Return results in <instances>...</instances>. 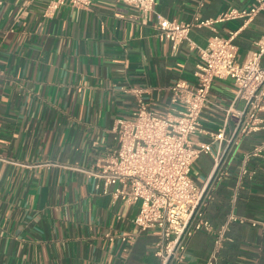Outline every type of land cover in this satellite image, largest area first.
Wrapping results in <instances>:
<instances>
[{
    "label": "crops",
    "instance_id": "1",
    "mask_svg": "<svg viewBox=\"0 0 264 264\" xmlns=\"http://www.w3.org/2000/svg\"><path fill=\"white\" fill-rule=\"evenodd\" d=\"M49 1L0 0V264H160L157 231L121 242L119 235L136 232V206L99 193L86 170L114 143L116 119L136 108L126 89H143L149 108L164 112L170 85L193 81L199 55L189 42L205 47L212 34L237 31L242 61L264 34V10L247 22L193 26L189 40L173 51L155 29L154 13L143 22L117 0H91L88 8L66 0L46 16ZM255 1L155 0L153 8L167 19L193 22ZM234 92L230 79L213 82L201 114L203 132L193 142L211 141ZM258 116L259 129L227 154L226 174L210 188L206 217L213 230L230 212L247 220L229 224L218 264H264V232L248 221L264 219V159L251 158L247 174L239 176L244 153L264 140V110ZM237 119L230 113L226 135ZM212 172L211 156L200 154L190 176L202 187ZM213 240V231L195 232L179 264L205 260Z\"/></svg>",
    "mask_w": 264,
    "mask_h": 264
},
{
    "label": "built area",
    "instance_id": "2",
    "mask_svg": "<svg viewBox=\"0 0 264 264\" xmlns=\"http://www.w3.org/2000/svg\"><path fill=\"white\" fill-rule=\"evenodd\" d=\"M66 0H50L45 15H51ZM74 7L88 8L91 0H68ZM138 12L143 22L155 14L154 27L170 42L174 51L193 26L211 27L215 22L241 18L245 22L264 10V0H256L248 8H228L215 19L181 22L156 14L155 0H117ZM237 31L227 37L212 34L205 47L189 42L197 50L199 61L193 72L192 83L174 81L169 103L164 112L149 108L142 98L143 89H126L134 95L136 108L128 117L117 118L111 132L114 143L86 170L93 178L95 189L109 195L115 203L120 198L127 205L136 206L132 223L136 232L119 235L129 243L136 233L157 231L154 255L160 264H179L185 256L189 238L197 231L214 232L212 249L199 264H218L220 251L231 222L247 221L230 212L225 222L213 230L206 217V206L211 198L212 184L226 174V156L239 144L242 137L259 129V112L264 110V34L255 42L244 60H238L234 42ZM230 79L234 97L225 109L223 125L211 133L210 142H193L191 137L203 132L201 114L209 101L215 80ZM242 108H235L237 102ZM235 113L237 121L228 135V116ZM215 145V150L212 145ZM200 154H208L213 161V172L205 186H197L190 176L191 168ZM251 158L264 159V140L244 153L239 176L247 174L246 164ZM236 193L231 197L234 205ZM252 226L262 221L248 220ZM109 237V234H106ZM110 238V237H109Z\"/></svg>",
    "mask_w": 264,
    "mask_h": 264
}]
</instances>
